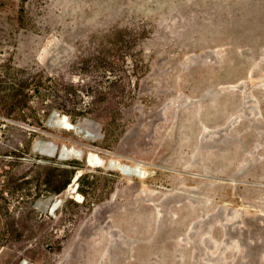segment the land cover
<instances>
[{
    "label": "rangeland",
    "instance_id": "1",
    "mask_svg": "<svg viewBox=\"0 0 264 264\" xmlns=\"http://www.w3.org/2000/svg\"><path fill=\"white\" fill-rule=\"evenodd\" d=\"M13 78L0 264H264V0H0Z\"/></svg>",
    "mask_w": 264,
    "mask_h": 264
},
{
    "label": "trees",
    "instance_id": "2",
    "mask_svg": "<svg viewBox=\"0 0 264 264\" xmlns=\"http://www.w3.org/2000/svg\"><path fill=\"white\" fill-rule=\"evenodd\" d=\"M4 95L2 96V99L0 101V134L2 127L6 124L5 122L7 120H13L14 119V113L18 112L24 107V104H27L29 93H26V90H29L27 85L22 83V79L13 78L11 80V84H9L6 87H3ZM6 89L9 90L8 93H6ZM4 110V111H1ZM8 154H1L0 153V177L3 176L8 171V163L4 161L5 156ZM16 156V153H14ZM68 182V181H67ZM58 187L55 192H59L62 189L65 188L66 183ZM3 186H0V196L2 197L3 194ZM6 208V206L2 203H0V213L2 212L1 209ZM23 235L20 231L16 229H0V243L3 244L4 242L20 237Z\"/></svg>",
    "mask_w": 264,
    "mask_h": 264
},
{
    "label": "water",
    "instance_id": "3",
    "mask_svg": "<svg viewBox=\"0 0 264 264\" xmlns=\"http://www.w3.org/2000/svg\"><path fill=\"white\" fill-rule=\"evenodd\" d=\"M89 163H91V161H89ZM141 172V177H145L146 176V172L145 171H140ZM79 175V172H77V174H76V176H75V178H74V180H76L77 179V176Z\"/></svg>",
    "mask_w": 264,
    "mask_h": 264
},
{
    "label": "bare ground",
    "instance_id": "4",
    "mask_svg": "<svg viewBox=\"0 0 264 264\" xmlns=\"http://www.w3.org/2000/svg\"><path fill=\"white\" fill-rule=\"evenodd\" d=\"M92 159H93V155L91 156V160H92ZM91 160H90V161H91Z\"/></svg>",
    "mask_w": 264,
    "mask_h": 264
}]
</instances>
